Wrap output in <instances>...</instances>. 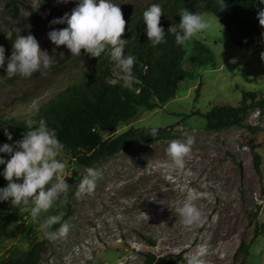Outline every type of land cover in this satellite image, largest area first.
Segmentation results:
<instances>
[{
  "label": "rangeland",
  "instance_id": "obj_1",
  "mask_svg": "<svg viewBox=\"0 0 264 264\" xmlns=\"http://www.w3.org/2000/svg\"><path fill=\"white\" fill-rule=\"evenodd\" d=\"M152 1L112 0L121 10ZM77 3L0 0V45L5 48L0 115L38 107L71 83L70 76L81 75L89 66L92 59L88 56L79 65L73 57L62 60L68 54L66 46H56L48 38L53 28L67 27L50 21L70 14ZM199 15L210 20V27L184 46L186 75L174 98L160 108L141 109L115 131L102 133L105 138L130 127L158 126L169 137L138 143L94 162L89 167L100 177L91 193L78 187L89 167L76 163L63 150L59 159L65 163L62 178L69 184L66 202L58 201L43 215L61 216V223L70 225L67 236L47 239L42 220L34 223L31 219V204L21 206L0 237V262L40 241L43 250L38 264H143L145 252L187 264V258L201 248L205 250L204 264H264V231L251 243L244 262L241 254L236 255L241 241L249 242L255 228L264 224V115L250 109L245 125L220 130L206 129L203 117L214 105H239L243 90L264 98V36L256 43L235 45L212 12ZM30 33L52 56L53 66L46 75L35 72L29 78L9 79L5 69L13 41ZM195 40L208 47L216 61L214 67L190 61ZM111 72L108 80L119 81L120 70L111 66ZM22 99H27L25 104ZM189 136L195 142L185 168L177 170L167 156V147ZM254 152L260 155V172L254 166ZM189 199L202 217L200 223L186 227L175 209ZM57 228L59 224L53 225Z\"/></svg>",
  "mask_w": 264,
  "mask_h": 264
},
{
  "label": "trees",
  "instance_id": "obj_2",
  "mask_svg": "<svg viewBox=\"0 0 264 264\" xmlns=\"http://www.w3.org/2000/svg\"><path fill=\"white\" fill-rule=\"evenodd\" d=\"M153 3L162 6L164 13L160 24L167 33V29L179 22V13L188 9L193 13L203 11L212 12L225 26L229 39L235 45L243 46L256 43L264 33V26L259 24L257 12L260 7L254 0H226L227 7L219 11L214 0H153L152 2L123 9L126 21L125 33L122 38L127 39L125 54L133 55L135 63L133 72L135 83L130 88L121 87V81L111 82V66H115L103 54L101 57H90L82 49V56L90 57L91 63L84 68L81 75L70 76V82L52 98L42 102L38 107L14 113L9 116L0 115V144L12 143L22 138L26 117L36 113L43 117L49 127L56 129L58 138L76 163L89 167L94 162L130 148L138 143H145L154 139L167 138L164 128L158 127V133L153 137L147 133L149 127H130L127 130L108 137H103L105 131H115L121 124L132 119L141 109L151 110L162 107L167 101L174 98L179 83L185 78L183 67L185 60L184 46L177 45L172 34H167L166 43L152 47L147 40L143 12ZM67 57H73L68 50ZM81 58L73 57L79 65ZM190 61L196 66L216 65L214 56L208 47L195 40L192 44ZM199 87V86H198ZM198 87L196 96H198ZM23 104L27 99L21 100ZM256 108L259 116L264 115V98H258L255 92L243 90L239 105H214L203 114L205 127L208 130H220L231 126H243L244 117L250 109ZM7 128L13 135L8 141L4 135ZM252 128H254L252 126ZM5 158L8 154L0 153ZM260 164V155L254 152V166L257 171ZM0 165V170L3 169ZM7 181L0 176V187ZM18 208L8 201L0 202V237L8 224L17 214ZM264 231V224L256 227L249 242L241 241L236 255L241 254L244 262L249 254L253 240ZM43 250V242L34 241L25 251H20L1 261L0 264H38ZM143 264H175V259L158 258L152 252H145ZM180 256H176L178 258Z\"/></svg>",
  "mask_w": 264,
  "mask_h": 264
},
{
  "label": "clouds",
  "instance_id": "obj_3",
  "mask_svg": "<svg viewBox=\"0 0 264 264\" xmlns=\"http://www.w3.org/2000/svg\"><path fill=\"white\" fill-rule=\"evenodd\" d=\"M66 3L67 0H64ZM218 10L227 7L226 0H214ZM259 7L264 5V0H254ZM120 4L112 0H78L71 13L54 18L51 24H67L62 29L53 28L48 32V38L56 46L64 45L70 50V55L81 58L82 52L90 57H101L103 54L120 70L121 87L130 88L136 81L133 72L135 57L125 54L127 39L122 38L125 33L126 21ZM164 13L158 3H153L143 12V22L147 40L152 47L166 43L167 34H172L175 43L186 46L195 37L210 27V20L183 9L179 13V22L173 23L167 33L160 24V18ZM259 24L264 26V7L257 12ZM264 36V33H262ZM10 39V38H9ZM13 51L6 65V76L11 79L14 76L29 78L35 72L46 75L53 66L52 56L46 50L41 49L37 39L31 33L18 35L13 41ZM264 60V52L261 53ZM5 67V48L0 45V68ZM22 138L12 143L0 144V153L8 154L10 158L0 155V176L6 181V185L0 187V202L8 201L13 207L27 206L31 204L30 216L34 223L43 222L44 235L49 240H56L67 236L70 225L62 221V217L49 213L58 201L66 202L69 184L62 173L65 163L59 159L64 150V144L58 138L57 131L48 126L43 117H37L31 113L26 117ZM147 133L155 137L158 128L149 127ZM4 135L8 141L13 140V135L7 128ZM194 137H187L185 141L174 140L167 147V156L177 170L185 168L186 157L191 152ZM100 173L89 167L85 170L80 182L81 192L91 193L96 187V181ZM194 199V198H193ZM176 213L181 218L182 224L190 227L201 222L202 213L192 202V199L179 204ZM59 224V228L53 229V225ZM205 254L203 248L187 258V264H204L202 257Z\"/></svg>",
  "mask_w": 264,
  "mask_h": 264
}]
</instances>
